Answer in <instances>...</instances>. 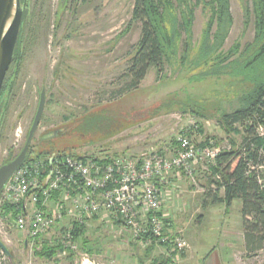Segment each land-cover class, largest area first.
Returning <instances> with one entry per match:
<instances>
[{
	"label": "rangeland",
	"instance_id": "rangeland-1",
	"mask_svg": "<svg viewBox=\"0 0 264 264\" xmlns=\"http://www.w3.org/2000/svg\"><path fill=\"white\" fill-rule=\"evenodd\" d=\"M168 1L178 18L187 8L194 17L182 32L164 22L163 71L152 69L138 89L126 92L127 68L142 31L133 18L135 0H28L18 71L0 123V168L23 150L43 90L45 108L30 145L36 162L50 158H39L42 153L60 151L97 158L155 152L171 157L184 134L199 148L230 151L241 146L248 125L264 138L259 116L232 128L223 119L241 108L254 89L238 74L251 55L242 53L255 39V17L247 19L246 11L252 10L251 2L230 0L231 26L214 46V24L205 46L210 0L200 5L197 0ZM47 134L53 138L43 140ZM214 168L210 162L200 164L196 184L184 174L172 180L175 205L167 215L168 229L182 232L189 244L180 255L162 247L147 252L128 230L99 216L85 225L86 234L72 239L74 248L51 256L43 246L62 243L71 220L34 241L29 229L16 227L18 206L0 200V242L10 253L0 249V264H155L172 257V264H264V249L254 255L246 251L242 203L229 208L213 203L211 190L220 181ZM260 182L264 190V167ZM217 192L218 197L224 194ZM6 205L12 206L8 213Z\"/></svg>",
	"mask_w": 264,
	"mask_h": 264
},
{
	"label": "built area",
	"instance_id": "built-area-1",
	"mask_svg": "<svg viewBox=\"0 0 264 264\" xmlns=\"http://www.w3.org/2000/svg\"><path fill=\"white\" fill-rule=\"evenodd\" d=\"M219 153L214 147H197L184 134L171 157L157 152L139 158L53 155L46 162L25 163L10 179L0 200L18 206L16 227L29 229L33 239L66 219L87 225L100 216L128 230L145 248L162 247L171 255H180L189 244L182 232L169 231V218L162 212L166 199L172 198V180L178 181L184 174L196 184V168L204 162L215 164ZM49 203H53L50 210ZM61 244L74 248L70 231Z\"/></svg>",
	"mask_w": 264,
	"mask_h": 264
},
{
	"label": "trees",
	"instance_id": "trees-1",
	"mask_svg": "<svg viewBox=\"0 0 264 264\" xmlns=\"http://www.w3.org/2000/svg\"><path fill=\"white\" fill-rule=\"evenodd\" d=\"M21 1L24 5L21 36L14 61L2 89V98H6L5 108L17 75L21 55L28 0ZM197 1V5L205 4L204 0ZM249 1L252 4V10L249 9L247 4V19H249V14L250 16L253 14L255 17V39L242 53V55L245 53L251 55L244 60L242 67L238 68L239 72L238 70L237 72L245 80L250 81L254 85V89L244 96L241 108L234 114L223 116L225 125L231 128L235 125H244L248 119L255 116H259L261 121H264V0ZM208 6L212 11V16L206 31L205 46H208L211 42V30L214 24L217 25V32L212 42H214V46H218L223 33L231 26L233 21L230 0H210ZM170 9L171 4L168 0H135L133 18L141 23L142 31L136 53L131 58L127 68L126 76L130 79V82L126 86V92L138 89L152 69H156L158 73L163 71L166 61V44L162 31L164 22L170 23L173 30L181 32L188 30L191 19L194 17L191 8H187L186 11L182 10L180 13L182 14L181 18L176 16V11ZM244 131L245 136L239 148L220 152L217 156L213 173L219 176L220 181L215 182L217 188L211 191L214 193L212 197H214L213 203L215 204L224 203L229 208L235 201L242 203L241 217L245 248L249 255H254L264 249V190L260 182V168L264 167V138L258 137L255 126L248 125L244 128ZM232 144L234 146L235 142H232ZM199 146L203 147L202 144ZM61 154H70L80 158H93L91 156H77L66 151L45 152L40 154L39 158L46 155ZM15 158L10 155L5 163ZM31 160L33 158H31V150H29L27 162ZM221 189L224 194L218 197L217 191ZM4 208L8 213L12 206L6 205ZM69 231L72 239L76 241L79 236L87 233V228L85 225L72 224ZM145 236L149 237L150 235ZM36 240L38 239L34 241ZM84 244H87L86 241H84ZM154 248L155 246L147 247L146 251L150 252ZM42 250L45 254L53 256L57 254V251L62 252L66 248L61 243L55 246L46 244ZM155 264H172V261L164 258Z\"/></svg>",
	"mask_w": 264,
	"mask_h": 264
},
{
	"label": "water",
	"instance_id": "water-1",
	"mask_svg": "<svg viewBox=\"0 0 264 264\" xmlns=\"http://www.w3.org/2000/svg\"><path fill=\"white\" fill-rule=\"evenodd\" d=\"M24 15V5L21 0H0V123L6 105V98H2V89L14 61L17 45L21 36ZM45 92L40 95V102L32 127L23 150L15 159L5 163L0 168V197L6 185L14 174L27 162L31 142L38 130L45 108ZM53 134L43 136V140L53 138ZM1 249L9 255L6 246L0 242Z\"/></svg>",
	"mask_w": 264,
	"mask_h": 264
},
{
	"label": "crops",
	"instance_id": "crops-1",
	"mask_svg": "<svg viewBox=\"0 0 264 264\" xmlns=\"http://www.w3.org/2000/svg\"><path fill=\"white\" fill-rule=\"evenodd\" d=\"M172 199H175V197L174 198H167L166 199V201H165V203H164V207L162 208V212L164 213V214H167V215H170V212H171V210H170V208H171V204L173 203L174 205H175V202H173V200ZM168 202H170L169 204H168ZM164 209V210H163Z\"/></svg>",
	"mask_w": 264,
	"mask_h": 264
}]
</instances>
